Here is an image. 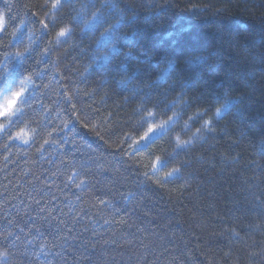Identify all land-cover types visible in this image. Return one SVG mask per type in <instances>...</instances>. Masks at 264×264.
Returning a JSON list of instances; mask_svg holds the SVG:
<instances>
[{"label":"clouds","instance_id":"1","mask_svg":"<svg viewBox=\"0 0 264 264\" xmlns=\"http://www.w3.org/2000/svg\"><path fill=\"white\" fill-rule=\"evenodd\" d=\"M206 10L191 0H0V154L48 163L74 232L123 244L111 264H167L156 250L168 244L180 245L172 260L198 264L182 236L184 201L192 225L215 223L213 239L224 241L208 264H264V125L247 116L244 92L231 84L219 92L206 76L217 52L165 43L174 14ZM162 30L165 39L154 41ZM257 74L250 67L236 78L252 88ZM84 97L123 101L115 139ZM32 175L28 187L43 190L48 180ZM221 181L230 184L227 208L213 192ZM10 198L0 193V214ZM35 216L24 226L0 218V264H61L55 258L75 235L63 221L53 225L51 200Z\"/></svg>","mask_w":264,"mask_h":264},{"label":"trees","instance_id":"2","mask_svg":"<svg viewBox=\"0 0 264 264\" xmlns=\"http://www.w3.org/2000/svg\"><path fill=\"white\" fill-rule=\"evenodd\" d=\"M191 2L203 3L207 9L205 15L194 18L189 15L174 14L169 21L173 34L165 40V43L171 44L175 40L176 46L184 51L217 52L218 55L204 66L206 76L213 86H218L219 92H223L229 84L236 91L244 92L247 116L257 125H264V0H191ZM153 39L154 41L165 39L164 31H160ZM253 55H259L261 59L252 60ZM250 67L257 69L258 74L255 81L250 82L254 86L245 88L237 80L236 74ZM82 103L89 107L90 115L94 119L104 117L112 123L113 139L119 135V128L125 120L123 101L109 99L104 103L84 97ZM81 135L88 137L89 134L82 129ZM3 156H8V160L4 161ZM31 159L36 163H29L27 153L0 154V193L3 197H11L8 203L9 211L0 214V218L4 222L12 220L24 226L23 221L29 220V216L35 220V213L41 208L47 209L51 200L53 225L63 221L67 235H75L70 246L63 251L62 257L55 259H59L61 264H90V262L111 264L112 261H118V253L124 252L123 244L108 248L100 244L99 236H93L83 230L74 232L73 225L62 215L65 198L59 194V188L48 180L46 169L50 165L42 163L38 155H33ZM26 167L39 176V182L48 180L43 190L28 187L30 184H36L37 181L33 179L32 173L23 175ZM229 191L230 184L227 181H221L213 189L218 203L225 208L229 205ZM180 207L185 210L183 240L197 255L198 264H208L205 256L211 259V254L217 253L224 245V241L213 239L212 234L216 231V224L213 223L203 229L198 228L191 223L193 204L184 201ZM119 219L117 217V224ZM30 223L31 221L29 225ZM108 235V232L103 233V238L106 239ZM85 243L89 245L86 248L83 246ZM179 246V244H168L167 251L165 248H158L156 251L161 260L168 257L167 264H178L170 257ZM197 248L201 251L197 252ZM236 254H241L239 249L236 250Z\"/></svg>","mask_w":264,"mask_h":264},{"label":"snow or ice","instance_id":"3","mask_svg":"<svg viewBox=\"0 0 264 264\" xmlns=\"http://www.w3.org/2000/svg\"><path fill=\"white\" fill-rule=\"evenodd\" d=\"M61 34H63V33H61ZM22 92H23V89H21V93ZM21 93H16L15 96H19ZM14 104H15V100H10L8 102V107L5 108V111L11 110V108L14 106ZM155 127H156V125H153L151 128H149L148 131L151 132ZM26 135H30V134H26ZM145 136H147V133H145Z\"/></svg>","mask_w":264,"mask_h":264}]
</instances>
